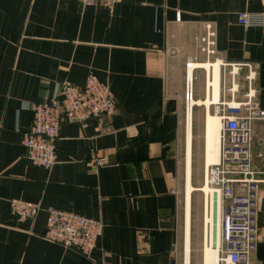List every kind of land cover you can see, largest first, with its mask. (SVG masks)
Instances as JSON below:
<instances>
[{"label":"crops","instance_id":"1","mask_svg":"<svg viewBox=\"0 0 264 264\" xmlns=\"http://www.w3.org/2000/svg\"><path fill=\"white\" fill-rule=\"evenodd\" d=\"M263 12L264 0H0V264H205L202 208L195 192L188 207V179L195 189L205 181L206 117L224 98L222 62L259 65L264 109V30L239 23ZM91 73L110 88L115 114L64 121L56 165L35 166L22 146L30 106L64 83L82 88ZM11 200L41 211L19 223ZM50 208L103 223L89 257L44 240ZM259 229L250 264H264V193Z\"/></svg>","mask_w":264,"mask_h":264},{"label":"built area","instance_id":"2","mask_svg":"<svg viewBox=\"0 0 264 264\" xmlns=\"http://www.w3.org/2000/svg\"><path fill=\"white\" fill-rule=\"evenodd\" d=\"M88 3L93 4L92 1ZM239 23L246 28L264 30V12L242 13ZM208 29L204 42L210 47L214 46L211 39L215 34L210 26ZM221 68L224 98L214 105V115L221 124L219 159L205 170L204 185L209 192L203 193L204 213H211L213 204L220 213L218 264H250L261 236L259 215L264 193V109L257 101L256 88L259 65L222 62ZM193 81V75L188 74L185 93L188 113L194 106ZM244 86L247 91L242 93V100L237 101ZM30 110L32 128L22 138L26 158L37 167L51 170L57 163V144L63 122L82 125L92 119L112 116L115 101L110 88L91 73L82 88L64 83L54 98L32 104ZM104 165L103 160L93 161L95 169ZM40 211L38 204L20 200L10 202V213L19 223L36 218ZM46 212L44 240L85 257L97 248L104 228L101 221L54 208Z\"/></svg>","mask_w":264,"mask_h":264},{"label":"bare ground","instance_id":"3","mask_svg":"<svg viewBox=\"0 0 264 264\" xmlns=\"http://www.w3.org/2000/svg\"><path fill=\"white\" fill-rule=\"evenodd\" d=\"M218 64H215L213 65V67H211V70L214 73V79H215L214 88L217 93L219 89L218 87L219 65ZM205 68L210 69V66H205ZM216 97L218 98V96ZM195 103L196 102L194 101V104ZM206 105L209 106V103H206ZM191 117H192L191 113L189 112L188 114L189 124H191ZM220 127H221V124H220V119L218 118V116L208 114V116L206 117V135H205L206 136L207 167L213 164H216L219 159ZM189 179H188V184H187L188 207L190 205L193 192H202L204 194L209 192V189L205 185L201 189H195L190 183L191 179L190 180ZM207 207L209 209V205H207ZM205 226L207 229L206 244L204 246L205 264H218V261H219L218 253H219V248L221 245V222H220V213L217 210L216 204H213L211 213H209L208 211L207 215H205ZM187 234H189V232H187ZM188 240H189V237H188ZM189 254H190V248H189V243H188L187 244V256H189Z\"/></svg>","mask_w":264,"mask_h":264},{"label":"rangeland","instance_id":"4","mask_svg":"<svg viewBox=\"0 0 264 264\" xmlns=\"http://www.w3.org/2000/svg\"><path fill=\"white\" fill-rule=\"evenodd\" d=\"M215 116V115H214ZM204 186V184L199 187L198 189H201ZM194 197L196 199V202H198V205L200 204V208H202V216H203V223H202V229L203 232H206V226H205V213H204V207H205V201H204V194L202 192H195ZM204 225V227H203Z\"/></svg>","mask_w":264,"mask_h":264}]
</instances>
